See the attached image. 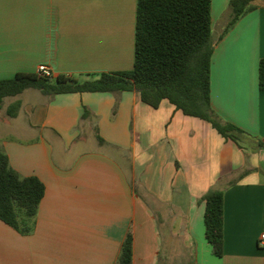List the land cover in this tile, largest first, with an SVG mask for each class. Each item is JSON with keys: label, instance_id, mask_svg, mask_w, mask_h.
Instances as JSON below:
<instances>
[{"label": "crops", "instance_id": "obj_1", "mask_svg": "<svg viewBox=\"0 0 264 264\" xmlns=\"http://www.w3.org/2000/svg\"><path fill=\"white\" fill-rule=\"evenodd\" d=\"M229 2L211 0L210 102L250 136L226 139L136 90L4 99L20 109L0 119V150L44 195L32 233L0 221V264H116L129 232L132 264H264V0L224 33ZM136 3L0 0V81L39 65L78 82L131 71ZM211 190L223 191L220 257L205 236Z\"/></svg>", "mask_w": 264, "mask_h": 264}, {"label": "trees", "instance_id": "obj_2", "mask_svg": "<svg viewBox=\"0 0 264 264\" xmlns=\"http://www.w3.org/2000/svg\"><path fill=\"white\" fill-rule=\"evenodd\" d=\"M260 0H230L226 33ZM211 0H137L134 30V62L129 72L101 73L95 80L78 82L65 76L55 80L35 74H17L0 81V111L3 100L27 89L46 96L67 93H121L136 90L141 101L156 109L167 100L184 115L204 120L224 138L250 136L224 123L210 102ZM259 89L264 91V60L259 63ZM18 101L5 110L17 116ZM89 112L85 109L82 118ZM98 142L103 140L97 135ZM263 146V143H259ZM44 186L36 177H22L0 150V221L22 235L32 233ZM205 202L206 240L215 256L223 253V191L211 190ZM116 264H132V236L127 233Z\"/></svg>", "mask_w": 264, "mask_h": 264}, {"label": "built area", "instance_id": "obj_3", "mask_svg": "<svg viewBox=\"0 0 264 264\" xmlns=\"http://www.w3.org/2000/svg\"><path fill=\"white\" fill-rule=\"evenodd\" d=\"M34 74L39 78L55 80L54 72L47 65H39ZM259 242L264 246V233L260 235Z\"/></svg>", "mask_w": 264, "mask_h": 264}, {"label": "rangeland", "instance_id": "obj_4", "mask_svg": "<svg viewBox=\"0 0 264 264\" xmlns=\"http://www.w3.org/2000/svg\"><path fill=\"white\" fill-rule=\"evenodd\" d=\"M26 94L38 95V97H40V96H39V95H40V92L37 91V90H34V89L27 90V91L25 92V95H26ZM9 102H10L9 99H6V100L3 101L2 110L0 111V119H1V118H4V112H5V109L7 108ZM1 120H3V119H1ZM4 122H5V121H4Z\"/></svg>", "mask_w": 264, "mask_h": 264}]
</instances>
